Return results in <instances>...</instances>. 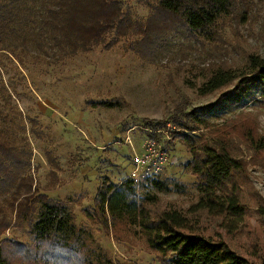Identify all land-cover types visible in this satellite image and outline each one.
Instances as JSON below:
<instances>
[{"label": "rangeland", "instance_id": "obj_1", "mask_svg": "<svg viewBox=\"0 0 264 264\" xmlns=\"http://www.w3.org/2000/svg\"><path fill=\"white\" fill-rule=\"evenodd\" d=\"M118 1L133 20L144 21L155 0ZM246 1L245 8H237L245 9V17L224 18L219 38L198 42L178 28L160 39L152 58L137 52L139 36L133 33L112 37L106 48L61 59L54 49H40L31 42L18 44L11 52L0 51V136L8 137L14 130L17 140L27 138L31 175L39 192L65 202L76 224L90 230L117 264L154 263L136 260V250L129 251L132 254L124 246L115 250L116 241L105 236L86 212L93 213L96 189L104 179L118 183L129 176L133 150L141 152L146 139L166 147L168 162L157 176L172 179L181 191L172 186L170 191L150 188L141 194L155 195L161 208L185 210L198 200L196 177L185 169L190 149L172 134L179 130V120L187 118L180 110L192 113L189 119L215 127L242 120L255 124L253 143L240 132L225 135L243 164L233 181L239 185L246 209L244 219L230 232L221 217L203 210L191 215L198 218L204 234L224 238L256 262H264V215L260 214L264 209V106L255 102L261 98L259 89L251 84L246 97L239 93L220 101L235 82L209 94L201 89L219 63L248 71L249 55L264 59V0ZM209 106L204 113L202 109ZM13 107L22 112L21 120ZM29 118L37 124L32 125ZM20 122L24 134L19 131ZM200 126L194 135L212 136ZM3 237L31 241L25 225L10 227ZM137 247V252L142 249ZM118 256L123 263H118Z\"/></svg>", "mask_w": 264, "mask_h": 264}, {"label": "trees", "instance_id": "obj_2", "mask_svg": "<svg viewBox=\"0 0 264 264\" xmlns=\"http://www.w3.org/2000/svg\"><path fill=\"white\" fill-rule=\"evenodd\" d=\"M239 5L245 8L247 1L155 0L150 16L140 21L133 20L118 0H0V51L11 52L18 44L27 46L31 42L40 49H54L61 59L106 48L112 37L133 33L139 36L137 52L149 56L155 53L160 39L178 28L198 42L219 38V25L224 18L245 17V9L237 10ZM248 62V71L219 63L202 85V94L235 82L218 100L239 93L246 97L248 85L252 84L261 97L255 100L256 104L264 106V59L251 54ZM209 108L202 111L209 112ZM13 109L21 120L22 112ZM179 114H186L187 118L179 120V130L172 134L190 149L191 159L185 169L196 177V203L185 210L175 206L161 208L155 195L141 194L150 188L170 191L172 186L181 191L166 177L146 183L127 177L113 183L106 178L96 189L93 213L86 212L87 217L105 236L116 242L141 245L159 264H264L226 239L204 234L198 218L191 215L203 210L221 217L230 232L244 219L246 209L239 185L233 181V174L243 164L225 135L240 132L253 143L255 124L242 120L215 127L204 120L189 119L192 113L180 110ZM195 117L196 114L192 118ZM29 121L37 124L32 118ZM19 125L24 134V124ZM200 125L212 136L194 135ZM16 136L14 130L8 137L0 136V264H117L90 230L76 224L65 202L39 192L31 175L29 142L24 136L18 138L19 144ZM254 146L260 149L257 144ZM48 159L55 162L51 154ZM260 214L264 215V209H260ZM23 225L31 236L30 242L3 237L10 227Z\"/></svg>", "mask_w": 264, "mask_h": 264}, {"label": "built area", "instance_id": "obj_3", "mask_svg": "<svg viewBox=\"0 0 264 264\" xmlns=\"http://www.w3.org/2000/svg\"><path fill=\"white\" fill-rule=\"evenodd\" d=\"M167 162L166 147L159 144L156 139L148 138L141 152L133 150V167L127 178L138 183H146L158 178L157 175Z\"/></svg>", "mask_w": 264, "mask_h": 264}, {"label": "crops", "instance_id": "obj_4", "mask_svg": "<svg viewBox=\"0 0 264 264\" xmlns=\"http://www.w3.org/2000/svg\"><path fill=\"white\" fill-rule=\"evenodd\" d=\"M120 246H124L125 250L128 254H132L130 252H132L133 250H136V252H134V254H135L134 256H135L136 260L143 261V262L150 260L154 264H159V262L155 259V257L153 255L147 253L143 249H141V250L139 249V251L137 252V249L140 247L131 245L128 242H116V244L114 246L115 250H118V247L121 248ZM118 251H120V250H118ZM124 257L127 259V257L125 255H124ZM116 259H117L118 263H123V262H120V261H123L120 256L116 257ZM127 262H130V261H127Z\"/></svg>", "mask_w": 264, "mask_h": 264}]
</instances>
